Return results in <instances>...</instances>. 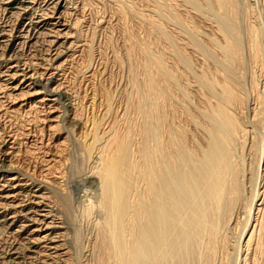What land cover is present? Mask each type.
Here are the masks:
<instances>
[{
    "label": "bare ground",
    "instance_id": "obj_1",
    "mask_svg": "<svg viewBox=\"0 0 264 264\" xmlns=\"http://www.w3.org/2000/svg\"><path fill=\"white\" fill-rule=\"evenodd\" d=\"M86 6L0 0V264H264V0H163L165 51L138 45L133 117L103 125L70 82Z\"/></svg>",
    "mask_w": 264,
    "mask_h": 264
},
{
    "label": "rangeland",
    "instance_id": "obj_2",
    "mask_svg": "<svg viewBox=\"0 0 264 264\" xmlns=\"http://www.w3.org/2000/svg\"><path fill=\"white\" fill-rule=\"evenodd\" d=\"M115 1L116 0H83L84 4L87 6L85 7L84 12L86 15L84 14L85 25L82 27V36L83 38H85V42L88 46L86 45L83 47L84 49H82L81 54L79 55V58L77 59L76 64L74 66L75 78L73 76V79L70 80L73 91L76 92L75 94L78 95L77 97L79 99V102L82 104L80 105L83 110V115H85V117H87L89 120H98L97 122L101 123L102 125L106 122L115 121L116 118L119 116V112H122V110L125 111L126 116L133 117V112L131 111L132 109H128V105L132 101H134V99L132 98H134L135 96V93H133L135 89L133 88L135 87V85H138L139 81L141 82V77L143 76L140 65L141 63L139 64L140 67L137 66L138 64L136 65V63L140 62V47H143L144 45V47H146L147 49L149 48L148 52L151 55L153 54V56H156L159 55L162 50L165 51L164 46L166 47L167 45L163 40L162 41L165 43V45L164 43H162V41L160 42L161 39H159L160 37L157 38V33H155L154 31L152 32V30H150V24L156 22L159 23L161 21L159 16L156 15L158 14V10H154V8L158 9L157 7L160 5V3L163 2V0L162 2L160 0H117L118 2ZM157 2L160 3L158 4ZM119 8L121 9L119 10ZM121 10L125 11L122 12ZM119 11L122 12V14ZM143 15L145 16V18L143 17ZM141 19L144 20V22ZM98 20H101L102 23L97 26L96 23L98 22ZM166 21L167 24L164 23V28L172 33L173 30L176 29L177 25L176 27L173 26L175 25V23L170 18L169 20L166 19ZM144 25L146 27H144ZM147 26H149L150 28ZM169 28L170 30H168ZM147 29L153 36L148 33ZM129 39L130 41H128ZM146 40L148 41L145 42ZM171 40L169 41L171 42ZM135 41L138 44H136ZM131 42L137 45V50L139 49V51H135V53L137 54H135L134 51L132 53L131 50H133L134 48L136 49V47L132 48L131 45H135H133ZM126 44L128 46L130 44L129 51L131 54H133L132 56H130L131 54L128 53L127 48L129 49V47ZM138 45H140V47ZM138 54L140 55L137 57ZM127 56L129 57L127 58ZM132 57H134V59ZM142 58L144 59V57ZM129 59L133 60V62H131V60ZM86 67H93V77H88L86 73ZM132 67L133 71L131 70ZM133 75L135 77H133ZM136 77L138 79H136ZM131 104H133V102ZM126 106L128 109L127 112L125 110ZM130 106L131 105H129V107ZM130 112L132 115L130 114ZM60 149H62L59 153L62 164L57 165L56 167L59 166L61 169L67 172V176L69 175V179L66 180L64 185L67 184L66 187L68 188V190L71 191L69 187H72L70 186L72 185L71 181L74 180H70V177L73 178L77 176L79 173H81V171H83V169H85L84 167H86V165L83 162L81 163L79 161L77 153L73 149H71V147L65 145ZM46 182L48 183V178L46 179ZM75 187H78L74 190L72 195V199L75 201H73V207H75L74 210L72 209L71 211H73V213L75 211L76 212L74 214H72L71 212V214L74 215H71V218L74 217V221H76L77 219L78 223L80 222L79 224L77 223V221L75 222L76 225L78 224V227L80 228L79 229L78 227H76L79 229H77L79 232L78 235H82L79 238L83 236L88 238L87 234L90 232V226H88V216L90 215V211H87V213H85L86 211L84 210H87L86 207L80 208L83 205L79 204V197L81 198L84 195L86 187L82 186L83 189L80 185H77ZM80 191H82V193ZM77 200L79 201L78 204L80 206L77 205ZM13 201H16V199H13ZM75 203L77 206L75 205ZM83 212L88 215H81ZM75 257L72 263L83 264V259L81 258V256H79L78 258L79 262L76 261L77 258Z\"/></svg>",
    "mask_w": 264,
    "mask_h": 264
}]
</instances>
